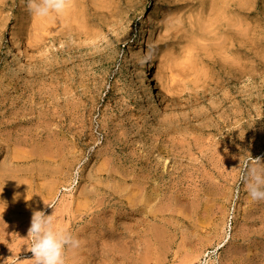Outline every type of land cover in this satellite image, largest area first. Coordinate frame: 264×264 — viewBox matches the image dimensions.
<instances>
[{"label": "rangeland", "instance_id": "rangeland-1", "mask_svg": "<svg viewBox=\"0 0 264 264\" xmlns=\"http://www.w3.org/2000/svg\"><path fill=\"white\" fill-rule=\"evenodd\" d=\"M0 4V264L31 258L34 210L79 239L67 264H264L241 179L264 162V0Z\"/></svg>", "mask_w": 264, "mask_h": 264}, {"label": "clouds", "instance_id": "clouds-1", "mask_svg": "<svg viewBox=\"0 0 264 264\" xmlns=\"http://www.w3.org/2000/svg\"><path fill=\"white\" fill-rule=\"evenodd\" d=\"M26 6L35 16H47L62 13L67 7V0H26ZM241 179L251 201H264V162L259 158L253 159L244 169ZM24 239L28 241L25 250L31 252V258L21 260L18 255H11L3 264H67V254L80 246L78 238L56 227L54 213L46 215L41 210L32 212Z\"/></svg>", "mask_w": 264, "mask_h": 264}, {"label": "bare ground", "instance_id": "bare-ground-1", "mask_svg": "<svg viewBox=\"0 0 264 264\" xmlns=\"http://www.w3.org/2000/svg\"><path fill=\"white\" fill-rule=\"evenodd\" d=\"M2 4H0V6H1ZM2 7V6H1ZM145 34H144V32L142 31L141 32V35H140V37H139V41H140V48L137 50V52H136V57L138 58V60L139 61H141V64L143 65V68L146 70V72H143V77L145 78V80H146V82H149V79H150V77L149 76H151L152 75V72H153V67L151 66V63L150 62H148L147 61V59H149V58H151V57H149L148 55L145 57L144 55H143V51L144 50H142V46L144 45V43H145ZM51 39V38H50ZM145 64V65H144ZM149 71V74L147 75V72ZM145 97H146V99H148V100H155V92H153L152 91V88L150 87V85H148V89H147V91L145 92ZM158 100H159V98H158ZM160 101V103L159 104H161V100H159ZM261 223V222H260ZM264 224V223H263ZM262 224V225H263ZM261 225V224H260ZM261 227V226H260ZM262 228V227H261ZM263 229H264V225H263ZM244 230V229H243ZM254 230V229H253ZM259 231V230H258ZM258 231H256V233L258 232ZM263 231V230H262ZM247 235V234H246ZM253 236V235H252ZM256 237H257V235H256ZM247 238V237H246ZM249 238V237H248ZM253 238V237H252ZM251 238V239H252ZM258 238V237H257ZM256 238V239H257ZM245 239V238H244ZM264 240V239H263ZM243 241V240H242ZM259 241H261V240H259ZM247 242V241H246ZM251 242V241H250ZM260 243V242H259ZM264 243V242H263ZM248 245H250V243L248 244ZM253 245V244H252ZM241 246V245H240ZM260 246V245H259ZM242 247V246H241ZM244 248H246L245 246H244ZM250 248V247H249ZM256 248V247H255ZM263 249V248H262ZM256 250V249H255ZM234 252V251H233ZM262 252V251H261ZM259 254V253H258ZM261 254V253H260ZM235 255V254H234ZM237 256V255H236ZM235 256V257H236ZM260 256V255H259ZM233 257V256H232ZM244 257V256H243ZM243 257H240V258H243ZM253 257V256H252ZM251 257V258H252ZM254 257H256V256H254ZM248 258V257H247ZM258 258V257H257ZM263 258V257H262ZM244 259H246L245 257H244ZM254 259H256V258H254ZM233 260V259H232ZM257 260V259H256ZM259 260V259H258ZM257 260V262H259L260 263V261H258ZM261 260V259H260ZM231 261V260H230ZM238 261H239V259H238ZM238 261H237V263H238ZM246 261V260H245ZM234 262H235V260H234ZM240 262V261H239ZM241 262H242V260H241ZM248 262V261H247ZM252 262V261H251ZM256 262V261H255ZM263 262V261H262ZM244 263V262H243ZM246 263V262H245ZM249 263V262H248ZM240 264H242V263H240Z\"/></svg>", "mask_w": 264, "mask_h": 264}]
</instances>
